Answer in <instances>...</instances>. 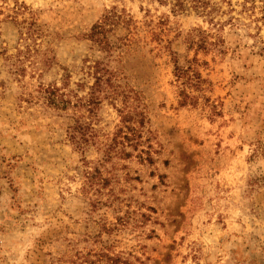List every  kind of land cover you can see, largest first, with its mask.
Returning a JSON list of instances; mask_svg holds the SVG:
<instances>
[{
	"label": "rangeland",
	"instance_id": "1",
	"mask_svg": "<svg viewBox=\"0 0 264 264\" xmlns=\"http://www.w3.org/2000/svg\"><path fill=\"white\" fill-rule=\"evenodd\" d=\"M204 2L0 0V264H264V0Z\"/></svg>",
	"mask_w": 264,
	"mask_h": 264
},
{
	"label": "trees",
	"instance_id": "2",
	"mask_svg": "<svg viewBox=\"0 0 264 264\" xmlns=\"http://www.w3.org/2000/svg\"><path fill=\"white\" fill-rule=\"evenodd\" d=\"M162 3L166 2H173L174 7L179 8L181 11L184 10L185 5H187L188 0H160ZM191 3H193V8L195 9H203L204 6L206 5L204 0H191ZM126 25V29L128 33L130 34L132 29L130 28L131 26V20L130 19H125L123 18L120 14H118L116 11L109 13L107 16L104 17L102 22H99L95 24L91 28V34L90 38L93 40L95 43H98L99 45L103 46L106 52H110L112 48H121V46L114 47L111 46L110 42L104 37V33L108 31L107 27H117L120 24ZM124 40L130 41L128 38H125ZM128 47V44H123ZM97 64V63H96ZM95 64V81H96V86H100V84L108 81L110 77H112L114 74L111 73L107 67L105 68L102 66V64H98L96 66ZM106 77V78H104ZM41 93L44 94V100H45V105L49 106L53 109L60 110L65 108L67 103H69L67 100H65V94H63L58 88L56 87H42L41 88ZM96 96V91L93 89V91L90 94V104L92 101H94V97ZM96 103V102H92ZM69 140L72 141L73 143H80L81 140L85 139V137L90 136L88 134L91 133L88 128H83L81 126H75L72 128H69Z\"/></svg>",
	"mask_w": 264,
	"mask_h": 264
}]
</instances>
